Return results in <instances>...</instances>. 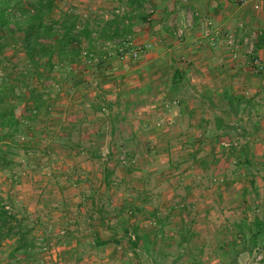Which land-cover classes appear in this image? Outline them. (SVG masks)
<instances>
[{
    "label": "rangeland",
    "instance_id": "obj_1",
    "mask_svg": "<svg viewBox=\"0 0 264 264\" xmlns=\"http://www.w3.org/2000/svg\"><path fill=\"white\" fill-rule=\"evenodd\" d=\"M160 1L145 0L140 12L147 20L133 19L128 42L117 47L129 51L125 58L115 56L116 47L105 41L106 59L83 50L77 63L56 64L47 107L33 128L23 123L12 165L0 171L5 208L29 231L33 249L16 255L14 239L4 241L0 264H264V250L251 245L248 233L255 219L264 222V87L237 116L223 100L207 93L201 100L189 86L168 100L160 85L149 90L151 96H135L127 85L133 79L163 78L165 65L185 62L168 51L184 41L176 34L185 21L193 23L186 31L193 38L201 32L192 16L200 10L197 3ZM228 1L237 26L229 30L241 43L254 33L255 56L264 63V52L257 54L264 47L259 46L264 0ZM242 4L250 19L237 18ZM69 9L92 21L129 11L127 0H59L53 17ZM136 48L142 49L130 55ZM155 56L164 66L158 74L144 68ZM1 58L0 78L12 80L25 64L21 50L12 46ZM182 107L189 115L179 118L175 114ZM203 126L205 133L193 130ZM185 192L201 203L193 230L185 228L191 215Z\"/></svg>",
    "mask_w": 264,
    "mask_h": 264
},
{
    "label": "trees",
    "instance_id": "obj_2",
    "mask_svg": "<svg viewBox=\"0 0 264 264\" xmlns=\"http://www.w3.org/2000/svg\"><path fill=\"white\" fill-rule=\"evenodd\" d=\"M58 1L0 0V64L2 54L11 46L19 48L25 57V64L17 76L12 80L6 76L0 78V171L12 165L23 123L33 128L38 114L46 106L47 84L53 78L56 64L70 66L77 63L83 50L92 58L107 57L109 46H105V41L114 44L117 56V47L128 41L134 23L147 20V16L140 12L145 0H127L129 11L99 21L88 17L83 19L72 9L62 11L55 18L53 10ZM263 40V37L259 38V46ZM181 75L176 71L169 81L167 95L170 99L185 88ZM190 87L201 99H206L205 95ZM145 89L138 88L134 95L145 93ZM223 100L226 109L235 116L242 112L239 108L248 103L230 91L225 93ZM20 105L23 108L17 115ZM28 232L24 224L6 210L0 195V246L4 241L14 239L16 255H30L33 242L28 239ZM248 233L251 245L264 250V222L255 219L249 225ZM128 244L130 247L136 245L130 240Z\"/></svg>",
    "mask_w": 264,
    "mask_h": 264
},
{
    "label": "crops",
    "instance_id": "obj_3",
    "mask_svg": "<svg viewBox=\"0 0 264 264\" xmlns=\"http://www.w3.org/2000/svg\"><path fill=\"white\" fill-rule=\"evenodd\" d=\"M161 1L160 3L164 2L163 4L168 3V0H161ZM191 2L193 6H195L196 5L195 3H197V5H199L200 7V10L198 12L201 14V16L210 19L214 25L221 27L224 30L233 29V31H235L237 29V26H233L232 24L233 15L231 13H228V9H226L229 7L228 4L231 5V3L228 0H204V2L201 0H191ZM164 7H163V12L161 11V16L163 17V19H167L165 14L166 10ZM246 8H247L246 4L239 5L237 9L238 10L241 9L239 10L241 13L237 14V16L239 15V17L237 18H241L245 20L250 19V17L243 12ZM197 21L199 22V20L195 19L196 24ZM192 35H193L192 32H185L184 41L181 44H173V46L168 49L170 53H174L177 56H179L178 57L179 59L181 58L182 60H185L184 63H179L178 65L180 66L176 65L175 67H170L169 65L168 66L165 65L167 69L166 70L167 74L163 78H161L160 76L156 77V74H154L151 77V80L146 82H140L136 78L133 79L131 82H129V84H127L130 85L131 87H134L133 88L134 90L132 89L133 90L132 93L134 94L137 93L135 92V90L138 89V86L136 85H146L142 87V88L144 87L146 88L145 93L143 92L142 94L151 96L152 94L149 92V90H151L152 87L156 85H160L162 86L160 88L161 91L164 92L163 99L168 100L169 97L167 93L169 88V81L171 80L173 74L176 71H178L182 74L181 75L182 84L185 85V88L187 86L189 87L192 86L194 87L197 93L203 95L207 93L208 97H211V100H213L214 97L223 100L224 95L227 91H230L234 96L242 97L244 99H246L245 94L250 96V98H247L248 102H250V99L252 102H254L256 98H259L258 96L260 95L255 94V92L257 93V91H261L262 88L264 87L263 86L264 76L254 77L249 75L252 72L250 71V67L248 66V61L243 53V50H238L237 57H233L232 54H230V52L226 48H224V46H222L221 44H216L212 46L209 43H200V38H199L200 32L195 36V38H193ZM260 35L261 37H264V32L261 31ZM149 39H150V43L152 42L154 45H156L155 41L158 40L155 37L150 36ZM261 46H264V40ZM261 48L257 49V54L264 52V49ZM159 53L161 58V56H163L162 50ZM154 58L155 59L152 60L153 63L149 65H145L144 68L149 67L147 68L150 70L149 72L151 73L155 72L158 74L160 73V71H163L164 66L156 63L157 61L156 58H159V56L158 57L155 56ZM97 89L98 88H96V90ZM184 109L185 108L183 107L182 109L180 108V110H178V112L175 115H177V117L179 118L183 114H186L188 116L189 110L188 109L184 110ZM185 111H187V113H185ZM257 113H258L257 115H259V112ZM243 118L246 119L248 117L244 116ZM257 118H259V116ZM201 121H203L204 126H206V121L204 120ZM204 126L201 127L200 129L196 127L193 130L195 132L205 133L206 127ZM192 193H196V192H192ZM205 195L209 196V194H205ZM183 199H184L183 203L189 202L191 204L189 208L191 215L185 218L184 220V222H186L187 224L185 228L193 230L197 225L196 222L198 221V216L200 212V209L198 207L200 206L201 203L198 202L196 198L193 199V194L191 195L190 192H185ZM207 201H209V199ZM187 204L188 203H186V205Z\"/></svg>",
    "mask_w": 264,
    "mask_h": 264
},
{
    "label": "built area",
    "instance_id": "obj_4",
    "mask_svg": "<svg viewBox=\"0 0 264 264\" xmlns=\"http://www.w3.org/2000/svg\"><path fill=\"white\" fill-rule=\"evenodd\" d=\"M253 8L255 10L259 9V4L256 3L253 5ZM193 20L197 19L199 20V23L201 25V32H200V40L201 43H209L210 45L214 46L216 44H221L226 48L230 54H232L233 57H236V52L238 50L239 45L241 44L244 48V54L248 58V64L250 67L255 70L256 72H263L264 71V63L262 62L261 58H258L255 56L254 47H253V39L255 38V34L252 33L248 37L244 38L242 40V43L240 40L235 36L234 32L231 30H224L222 28H219L218 26L214 25L212 21L208 18H204V16H201V14L198 11H193L192 13ZM193 26L192 22L185 21V24L180 29H177V36L181 39L182 36L184 37L185 32L189 29H191ZM239 27L242 29L243 25L242 23L239 24ZM128 42V41H127ZM131 43H129L130 45ZM150 44H146L144 48H148ZM142 48H136L134 50L130 51V55L136 56L139 51ZM129 54V51H126L125 49H119V55L118 57L120 59L125 58L126 55ZM103 59L106 57L103 56ZM165 109H168L169 105L165 104ZM224 145H228L224 142Z\"/></svg>",
    "mask_w": 264,
    "mask_h": 264
}]
</instances>
